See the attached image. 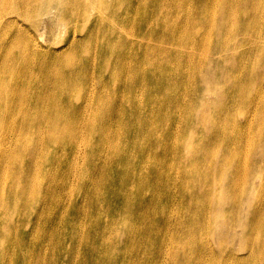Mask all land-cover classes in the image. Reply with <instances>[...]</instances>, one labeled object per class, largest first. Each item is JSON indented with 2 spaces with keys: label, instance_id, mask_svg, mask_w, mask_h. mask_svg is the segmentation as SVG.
I'll return each instance as SVG.
<instances>
[{
  "label": "rangeland",
  "instance_id": "374dc122",
  "mask_svg": "<svg viewBox=\"0 0 264 264\" xmlns=\"http://www.w3.org/2000/svg\"><path fill=\"white\" fill-rule=\"evenodd\" d=\"M18 1L0 0L7 134L39 128L0 172V264H264V0H99L111 21L80 16L79 43L57 0L28 6L30 35Z\"/></svg>",
  "mask_w": 264,
  "mask_h": 264
},
{
  "label": "bare ground",
  "instance_id": "6f19581e",
  "mask_svg": "<svg viewBox=\"0 0 264 264\" xmlns=\"http://www.w3.org/2000/svg\"><path fill=\"white\" fill-rule=\"evenodd\" d=\"M36 1V8L38 7L39 3L41 1L39 0H21L18 2H15L13 4V7L15 9L22 10V12L19 13H13L11 14L8 19L11 20L15 26H17L19 29L27 32L30 35V31L32 32V27L35 28V31H40L41 25H37V18L34 17L37 13L36 10L31 12L29 20H30V27L29 25H25L22 20L27 23V14L28 12V6L32 5ZM44 1V0H42ZM49 2L46 4H43L44 6H47L48 8H55L54 7V1L55 0H48ZM99 0H57V3H61L63 5L62 11L59 13V19L60 23L66 25V27L71 30L69 35L71 41H74L76 39V43L81 42L85 39L83 36V30L77 29V19L80 18V16L84 17V20H86V16H94L98 13L103 17V19H107L108 21H111V15L105 13L103 10H98L97 4ZM89 10V12H87ZM50 13H44V15ZM31 45H33V39L31 38ZM34 42L36 45H38L37 40L34 38ZM32 46L36 49H31V47L25 46L24 49L32 50L34 52H40L44 51V53H49L53 56L52 52L49 50L50 45L48 48H43L42 46ZM23 63L22 61H20ZM66 94L65 90L59 89L54 90L51 92V95L56 99V103L53 105L52 111L53 113H56L58 115L64 114L65 109L62 107L58 101L61 100L64 95ZM13 93H8L5 91V83H0V100H2L5 103V106L2 108L0 106V172H3L4 170H7L9 173V177L7 179H10V176L13 175L16 172V168L20 166L21 161L24 159H27V161L32 162V158L34 156L33 152H29L27 156L25 155L23 148L25 149L24 143H29L30 136L25 133L26 128L37 130L39 128V122L33 119H30V116H25L27 118V121L24 122L20 127V133H21V140L18 142H12L9 139V136L7 134V129L9 125H11L13 122H16L15 115L12 113L11 107L9 106L8 102L12 98ZM14 99H17L19 102H23L25 100H29L30 106L28 107L29 110L34 109L36 106L42 105L45 103L38 102L33 100L30 97V89L23 88L19 89L17 91V95ZM20 125V124H19ZM14 199L18 201L20 198L18 196H15Z\"/></svg>",
  "mask_w": 264,
  "mask_h": 264
}]
</instances>
